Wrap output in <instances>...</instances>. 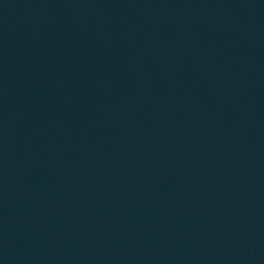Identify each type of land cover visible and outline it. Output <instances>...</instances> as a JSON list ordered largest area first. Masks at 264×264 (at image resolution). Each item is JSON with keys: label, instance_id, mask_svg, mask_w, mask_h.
Listing matches in <instances>:
<instances>
[{"label": "water", "instance_id": "water-1", "mask_svg": "<svg viewBox=\"0 0 264 264\" xmlns=\"http://www.w3.org/2000/svg\"><path fill=\"white\" fill-rule=\"evenodd\" d=\"M0 264H264V0H0Z\"/></svg>", "mask_w": 264, "mask_h": 264}]
</instances>
